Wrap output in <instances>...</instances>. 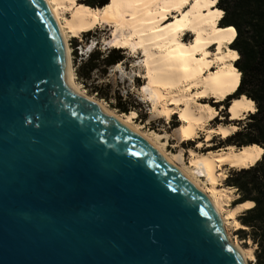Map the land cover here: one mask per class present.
<instances>
[{
  "label": "water",
  "instance_id": "95a60500",
  "mask_svg": "<svg viewBox=\"0 0 264 264\" xmlns=\"http://www.w3.org/2000/svg\"><path fill=\"white\" fill-rule=\"evenodd\" d=\"M210 199L74 91L44 0H0V264H246Z\"/></svg>",
  "mask_w": 264,
  "mask_h": 264
},
{
  "label": "bare ground",
  "instance_id": "6f19581e",
  "mask_svg": "<svg viewBox=\"0 0 264 264\" xmlns=\"http://www.w3.org/2000/svg\"><path fill=\"white\" fill-rule=\"evenodd\" d=\"M44 1L65 46L69 86L77 93L99 103L107 112L153 144L205 193L223 220L224 228L228 219H232L236 226L245 227L236 220L235 214L250 207L251 202L246 200L226 209L224 203L229 196L226 193L228 188H219L217 182L227 175L222 171V166L247 167L259 158L261 148L257 144L239 148L228 145L218 151L201 153L189 149L188 163L183 165L181 151L168 152L165 143L160 141V134L141 131L132 123L131 113H116L78 87L67 45L69 35L76 36L97 24L109 25L111 36L108 42L111 46L127 48L130 51L139 50L142 53L143 77L148 88L143 98H153L152 109L158 110L167 119L172 114H177L179 124L176 131L180 139H193L203 129L204 141L208 143L213 134L224 138L236 126L219 123L205 128L206 123L218 113L211 104L199 99L211 97L216 102L223 100L233 92L239 78V73L233 67L238 53L229 47L233 32L225 31L230 26H215V20L221 12L212 6L213 0H108L107 4L93 10L81 5L74 6L72 0ZM66 4L72 7L69 16L64 15ZM186 33L189 38L184 40L182 37ZM156 102H159L160 108L156 106ZM254 109L253 101L240 95L231 99L226 111L230 119H240ZM231 242L248 264L247 260L253 258V254L244 249L237 240Z\"/></svg>",
  "mask_w": 264,
  "mask_h": 264
},
{
  "label": "trees",
  "instance_id": "16d2710c",
  "mask_svg": "<svg viewBox=\"0 0 264 264\" xmlns=\"http://www.w3.org/2000/svg\"><path fill=\"white\" fill-rule=\"evenodd\" d=\"M74 6H83L90 10L102 7L108 0H72ZM213 7L220 10V16L215 20L217 28L230 26L235 31L229 47L238 53L233 61V67L239 73L232 93L212 105L220 110L223 120L215 116L210 122L213 125L231 123L237 128L224 138H212L213 144L209 149H218L228 145L236 148L257 144L261 148L259 158L251 165L240 168H230L224 183L235 189L237 198L234 203L250 201L251 206L244 209L238 216L239 222L246 226L240 228L242 238H250L256 245L254 254L256 264H264V0H214ZM90 29L82 31L87 36ZM76 37L70 40L74 48L77 45ZM74 72L76 78L86 84L92 73L105 70L106 67L121 61L125 56L120 47H109L104 51L96 48L88 53L86 58L76 64V52L73 49ZM100 97L108 99L106 94H100L97 86L89 87ZM245 95L254 103V111H248L243 118L227 120L224 112L231 99ZM115 107L127 112L128 106L124 102H117ZM172 127L178 126L172 119ZM191 142L190 140L188 141Z\"/></svg>",
  "mask_w": 264,
  "mask_h": 264
},
{
  "label": "rangeland",
  "instance_id": "374dc122",
  "mask_svg": "<svg viewBox=\"0 0 264 264\" xmlns=\"http://www.w3.org/2000/svg\"><path fill=\"white\" fill-rule=\"evenodd\" d=\"M71 8L72 7L69 4L65 5L64 7L65 16H69ZM89 29L90 32L86 37L82 36V32H80L76 36L69 35L67 37V45L70 50L69 51L70 62L74 73V80L77 83L78 87L85 94L99 99L107 107H109L116 113L119 114L131 113L130 115L132 116V123L137 125L141 131H144L146 133L155 132L157 134H160V141H163L165 143V149L168 152L176 153L179 152V150L181 151L182 153L181 163L183 162V165H186L188 163L189 149H193L201 153L207 151H218L224 148L221 147L218 149H209L210 148L209 146L213 144L212 138L218 139L222 137H220L218 134H213L212 137L210 138V141L206 143L204 141L205 130L203 129L199 130L197 135L193 139H185V140L180 139L176 131L177 126L172 127L171 124L173 116H174V121H176L177 124H179L177 114L174 113L171 115V117L167 119L163 115H161L158 112V110L152 109L153 98L151 100L143 98L144 93L148 91V88L145 86L146 79L143 77L144 68L142 66V53L139 50L130 51L127 48L120 47L123 49L125 57L121 61H119L118 64L116 63L114 65L108 66L104 71L95 70L92 73L91 78L86 80V84L83 83L81 80H78L74 72L75 66L73 62V57H74L72 53L73 49L76 52V64H77L81 59L86 58L88 53L93 49L98 48L101 51H104L106 48L115 47V46H111L108 42L111 36V27L109 25L102 23V24H97ZM73 37H76L77 40L76 41L77 45L74 48L70 44V40ZM182 38L184 40H187L189 38L188 33H186ZM91 86H97L100 94H106L108 96V99L100 97L95 92H90L89 87ZM199 101H204L211 105L212 102H215L214 98L211 97L199 99ZM117 102H124L125 105L128 106L129 110L127 112L120 111L118 108L115 107V104ZM159 105H160L159 102H156V106L158 108H160ZM221 106H222L221 109H223L224 105ZM224 112L227 111L225 110ZM217 115L219 120L224 119L222 113L221 114L218 113ZM226 118L227 120H231L228 116ZM210 121L206 123L205 128L215 126ZM189 140L191 141L190 143L188 142ZM198 142H201V144L198 145ZM230 168L233 167L224 165L222 166L223 169L222 171L225 174H227ZM217 186L219 188H228V190H226V193H228L229 196L225 198L226 202L224 203V206L226 209H231L233 206L236 205L234 203V200L237 198L235 189L231 186L226 185L224 183V178L219 179V181L217 182ZM243 210H240L235 214V218L238 222H239L238 216ZM240 228L247 229L246 226L240 227L239 225L238 226L234 225L232 219L227 220V225L225 229L229 236V239L231 241L237 240L244 249L250 251L251 254H253L254 259L248 258L247 263L256 264L255 263L256 257L254 254L256 245L251 241L250 238H242V236L239 233Z\"/></svg>",
  "mask_w": 264,
  "mask_h": 264
},
{
  "label": "snow or ice",
  "instance_id": "6c2138e0",
  "mask_svg": "<svg viewBox=\"0 0 264 264\" xmlns=\"http://www.w3.org/2000/svg\"><path fill=\"white\" fill-rule=\"evenodd\" d=\"M213 2H214V0H213ZM225 31H228V32H234L235 30H234L233 28L229 27V28L225 29ZM247 206H249V205H246V207H247ZM253 259H254V258H253Z\"/></svg>",
  "mask_w": 264,
  "mask_h": 264
},
{
  "label": "crops",
  "instance_id": "0c3cea01",
  "mask_svg": "<svg viewBox=\"0 0 264 264\" xmlns=\"http://www.w3.org/2000/svg\"><path fill=\"white\" fill-rule=\"evenodd\" d=\"M216 102V101H215ZM214 107V106H213ZM221 105L218 107V109H217V113H219V111L221 110ZM215 108V107H214ZM227 113V112H226ZM227 116H228V113H227ZM229 117V116H228Z\"/></svg>",
  "mask_w": 264,
  "mask_h": 264
}]
</instances>
